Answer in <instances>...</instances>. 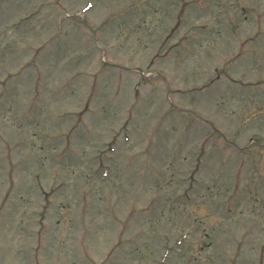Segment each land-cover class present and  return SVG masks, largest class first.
<instances>
[{
  "label": "rangeland",
  "instance_id": "374dc122",
  "mask_svg": "<svg viewBox=\"0 0 264 264\" xmlns=\"http://www.w3.org/2000/svg\"><path fill=\"white\" fill-rule=\"evenodd\" d=\"M183 228L165 264L264 259V0H0V264H159Z\"/></svg>",
  "mask_w": 264,
  "mask_h": 264
}]
</instances>
